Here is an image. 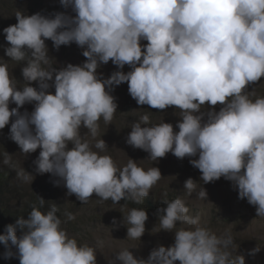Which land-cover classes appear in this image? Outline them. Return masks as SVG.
Here are the masks:
<instances>
[{
    "label": "clouds",
    "instance_id": "clouds-1",
    "mask_svg": "<svg viewBox=\"0 0 264 264\" xmlns=\"http://www.w3.org/2000/svg\"><path fill=\"white\" fill-rule=\"evenodd\" d=\"M59 2L75 15L18 11L17 22L3 29L5 56L23 62L25 85L18 88L7 64L0 63V130L14 117L10 138L20 152L40 149L33 161L35 172L57 177L54 183L81 203L95 194L98 203L123 199L142 204L162 178L159 168L145 170L131 158L118 167L110 155L100 154L108 147L103 139L95 141L99 151H94L80 132L83 127L95 139L101 118L111 124L117 103L110 91L127 82L137 105L158 110L175 106L181 117L175 131L171 123L151 124L147 113L141 115L131 123L128 145L147 152L151 161L169 152L178 159L198 157L189 162L199 169L204 183L221 177L231 181L238 198H246L256 216L264 218V96L252 99L246 91L264 77V0ZM46 39L56 49L74 42L85 61L54 68ZM110 60L118 70L101 79L97 69ZM125 65L131 70H119ZM33 81L38 88L31 86ZM50 87L54 93L47 91ZM33 102L30 113L19 111ZM217 104L219 111L214 110ZM4 146L3 163L30 184L33 175L23 167L16 169L7 153L14 146ZM184 189L190 196L196 192V181L186 179ZM196 193L199 199L207 197L203 187ZM38 197L26 219L17 218L0 234L1 264H16L15 255L20 264H97V248L79 244L61 226L56 205L42 212L45 200ZM163 203L166 207L156 210L158 231L174 232V243L153 249L147 259L125 248L109 264H245L243 255L230 250V233L217 236L201 226L200 217L190 215L180 198ZM65 216L75 219L71 212ZM147 219L144 208H131L122 219L126 237L139 241ZM258 251L257 246L252 253Z\"/></svg>",
    "mask_w": 264,
    "mask_h": 264
},
{
    "label": "rangeland",
    "instance_id": "rangeland-1",
    "mask_svg": "<svg viewBox=\"0 0 264 264\" xmlns=\"http://www.w3.org/2000/svg\"><path fill=\"white\" fill-rule=\"evenodd\" d=\"M38 6H41V8ZM62 10L67 15H75L70 7L64 8L59 0H0V21L7 20V26L15 24L17 22L15 14L18 11L26 15L39 12L42 15L53 16ZM3 27L5 28V25ZM45 43L48 47V56L54 68L59 69L68 63L79 65L86 59L82 55L83 50L74 42L68 45H61L59 49L54 48L52 41L49 39H46ZM140 43L143 45L147 41L141 40ZM7 46L5 34H0V63L7 64L10 70L9 73L14 77L17 87L23 88L25 85L21 75L23 62L18 63L5 56L4 48ZM117 70V67L110 60L107 64H102L97 69V74L101 79H105ZM119 70L127 72L131 69L128 65H125L123 69ZM49 83L51 84V82ZM126 84L127 82H123L118 86H113L110 91V94L115 97L117 103V111L114 114L111 124L105 125L101 118L99 121V132L95 139L90 136L87 129L82 127L80 130L82 138L89 140L94 151H99L94 148L95 141L100 138L103 139L108 147L100 154L110 155L118 167L125 165L128 159L131 158L138 166L145 170L153 166L159 168L162 178L150 189L148 197L165 196V194L166 196H177L185 202L189 208L190 215H198L200 217L201 226L206 227L216 235L224 234L225 232L231 234L233 244L230 246V250H233V255H243L245 264H264V218L256 216L255 206L250 205L246 198H238V192L233 187L231 181L221 177L213 182L204 183L201 180L199 169L193 167L189 162L190 159H196L198 157L178 159L169 152L164 157L158 158L156 161H151L148 158L147 152L133 148L125 142L128 133L131 131V123L138 120L145 113L149 115L151 124H159L162 121L171 123L175 131H178V128H176L177 121L181 119L180 110L176 109L175 106L158 110L150 108L148 105H137L133 98V104L137 105L138 108H132L127 112L128 105L122 106L127 100V97H131L128 96L129 93ZM31 86L38 88V84L35 81L31 82ZM47 91L54 93V87H50ZM246 91L252 96V99L258 96H264V77H261L256 83L250 84ZM252 93L255 95L253 96ZM121 96L126 98L122 99ZM9 106L16 107L14 103H10ZM220 107L221 105L217 104L214 106V110L219 111ZM33 109L34 102L26 103L19 111L21 113L24 111L30 113ZM208 110L209 106L206 104L202 108V111L205 112V120L207 119L206 113ZM13 119L14 117H11L6 128L3 131L0 130V180H3L4 185L12 184L13 189H16L19 185L27 187V194L22 195L20 192L9 206L12 212H21L26 211L32 199L36 200V203H39L38 196L41 197L42 193L40 191L28 193V191H32L29 183H24L17 179L16 170L3 163L4 153L6 152L4 144L14 142L10 138V125ZM68 147L70 148L71 144ZM39 151L40 149L38 148L35 152L23 155L20 152L19 146H16L9 149L7 153L14 160L13 164L16 166V169L23 167L26 172L32 174L36 179L50 177V173L38 174L35 172L33 161L38 157ZM4 173L8 176L3 177ZM10 173H12L11 177ZM188 178L196 181V192L201 187L206 190L207 197L205 200L197 198L196 192H193L190 196L187 194L184 189V182ZM52 179L55 181L58 178L53 176ZM48 187L49 189L52 188L50 194L46 196V199L50 203L59 200L58 196H65L67 201L71 203V208L75 210V217L79 221L82 219L85 222L81 225L76 224L74 220H70V223H66L62 227L71 236H74L79 244L87 243L97 248V264H109L115 258V254L125 248H129V251L132 252L134 257L147 259L153 249L159 246L168 247L174 243V232L158 231V216H149L150 218L145 221L146 230L139 241L127 238V227L122 223V219L133 208L131 201L126 202L122 199L118 203H113L111 200L98 203V197L93 194L87 203H81L80 201V203H77L73 201L75 198L74 194L66 195L67 189L62 184L57 186L53 182ZM2 192L4 199H8L11 196L9 190H2ZM19 217L27 218V216L18 215H11L8 218L12 222H16ZM74 226L79 230H74ZM177 227L187 226L178 224ZM101 241L103 242V246L98 247V242ZM257 246L259 247V251L252 253V250ZM235 249L236 253L234 251ZM1 261L0 254V264ZM9 262L12 264L11 261ZM175 264H179V261L175 262Z\"/></svg>",
    "mask_w": 264,
    "mask_h": 264
},
{
    "label": "trees",
    "instance_id": "trees-1",
    "mask_svg": "<svg viewBox=\"0 0 264 264\" xmlns=\"http://www.w3.org/2000/svg\"><path fill=\"white\" fill-rule=\"evenodd\" d=\"M38 3H39V1H38ZM38 7L41 8V6H38ZM58 12L63 13V10L58 11ZM9 18L13 19L12 17H9ZM0 23H3V24H0V34H4L3 33V29H4L3 26L5 25V27H7V20L0 21ZM59 48H61V46ZM8 71H10V70L8 69ZM126 86L128 87L127 84H126ZM128 96H130V94ZM121 98L125 99L126 97L121 96ZM250 98H252V96H250ZM124 105H128L127 112H129V110L132 108H138L137 105L133 104L132 97H130V98L127 97V100L124 102V104L122 106H124ZM5 128H6V126L2 129V131ZM11 144L14 147L18 146L15 142H12ZM11 174L12 173H10V177H11ZM0 175H1V173H0ZM49 175H50V177H44V178H40V179L33 178L31 183L29 184V187L32 189V191H28V193H34L35 191H40L42 193L41 197L45 200L43 208L40 209L42 212H46L50 208V206L55 204L56 207L58 208L57 216L61 219V221H62L61 226H63L66 223H70L69 220H67L65 213L71 212L72 214H74L75 210L73 208H71V206H70L71 203L67 201L65 196H58L59 200H55L53 203H50V201L48 199H46V196H48L50 194V192L52 191V188L49 189L48 186L53 184V182H54L52 179L53 175L52 174H49ZM4 176H8V175L5 173ZM26 188H27L26 186L19 185V186H17L16 189H13L12 184L11 185H9V184L4 185L3 180H0V234H4L5 226L7 224H15V222H12L11 219L8 218L9 216H11V215L27 216V214L31 211L32 206L38 205V203H36V200L32 199L30 201L29 207L26 209V211L24 210L21 212H18V211L12 212L10 210L9 206L17 198V195L20 192L22 195L27 194ZM2 190H9L11 193V196L8 199H4L2 197V195H3ZM176 198H178V197L175 195L174 196H171V195L157 196V197L153 196V197H146L142 204H135L133 202H131V203L133 204V207H135V208H144L147 212L148 218H150L149 216H152V217L157 216L156 210L158 208L166 207V205L163 203L164 199L171 201V200H174ZM73 201L80 203L79 200H77L76 196H75ZM125 201L127 202V200H125ZM74 221L76 224H81V225H82V223H85L82 219L79 221L76 217H75ZM73 228H74V230H79L78 228H76V226H74ZM18 233H19V229H17V234ZM224 234H217V236H223ZM9 245H10V242H9ZM11 250L14 253L16 252V249L14 246L11 247ZM15 262H16V264H20L18 255H15Z\"/></svg>",
    "mask_w": 264,
    "mask_h": 264
}]
</instances>
